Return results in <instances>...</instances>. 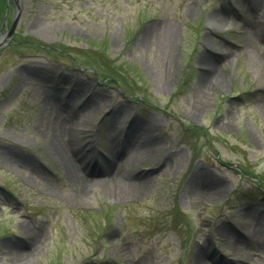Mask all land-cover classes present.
I'll return each mask as SVG.
<instances>
[{
  "label": "rangeland",
  "instance_id": "374dc122",
  "mask_svg": "<svg viewBox=\"0 0 264 264\" xmlns=\"http://www.w3.org/2000/svg\"><path fill=\"white\" fill-rule=\"evenodd\" d=\"M20 3L0 264H264V0ZM112 174L131 187L113 195Z\"/></svg>",
  "mask_w": 264,
  "mask_h": 264
},
{
  "label": "bare ground",
  "instance_id": "6f19581e",
  "mask_svg": "<svg viewBox=\"0 0 264 264\" xmlns=\"http://www.w3.org/2000/svg\"><path fill=\"white\" fill-rule=\"evenodd\" d=\"M90 104V103H89ZM88 107V106H87ZM111 122L113 123H116V121L118 122V117L117 116H112L111 118ZM61 116L59 115L58 112H56V117H55V122L59 125V122L58 121H61ZM119 120H123V116L120 117ZM63 122V120L61 121ZM64 123V122H63ZM118 130H120V127L118 126ZM139 132V131H137ZM61 137H62V134H61ZM61 148L64 149V146L62 144V139H61V142H60V139L57 138V146L56 147H53V150H54V153L60 157V155L62 156L61 154ZM106 160V159H105ZM66 167L68 168V164L67 162H64ZM127 165L129 166V160L127 161ZM119 176H116L114 177L113 174L112 175H108L106 177V183L109 184V186L111 188H113V191H112V194L113 195H119L122 191H123V188H126V185L127 187H131V185L129 184V179L128 178H131L130 176H124L122 177V179H118ZM78 183H77V189L75 191V193H79L78 196L82 195L81 193L83 191H85L87 188H86V179H78ZM133 183L136 185V186H139L140 187V184H137L135 183V181L133 180ZM198 263L199 264H203L202 260L198 257Z\"/></svg>",
  "mask_w": 264,
  "mask_h": 264
},
{
  "label": "water",
  "instance_id": "95a60500",
  "mask_svg": "<svg viewBox=\"0 0 264 264\" xmlns=\"http://www.w3.org/2000/svg\"><path fill=\"white\" fill-rule=\"evenodd\" d=\"M9 1V0H7ZM15 7V14L12 19L10 27L4 32L0 33V48L7 45L10 39L12 38L15 28L17 27L19 18H20V11H21V3L20 0H11Z\"/></svg>",
  "mask_w": 264,
  "mask_h": 264
},
{
  "label": "trees",
  "instance_id": "16d2710c",
  "mask_svg": "<svg viewBox=\"0 0 264 264\" xmlns=\"http://www.w3.org/2000/svg\"><path fill=\"white\" fill-rule=\"evenodd\" d=\"M0 5H2V0H0ZM2 8L0 7V12H1ZM261 183V180H259Z\"/></svg>",
  "mask_w": 264,
  "mask_h": 264
}]
</instances>
